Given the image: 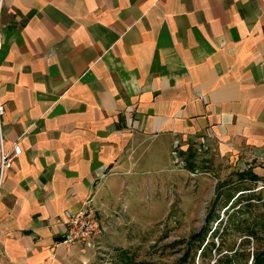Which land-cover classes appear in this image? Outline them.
<instances>
[{
  "label": "crops",
  "instance_id": "0c3cea01",
  "mask_svg": "<svg viewBox=\"0 0 264 264\" xmlns=\"http://www.w3.org/2000/svg\"><path fill=\"white\" fill-rule=\"evenodd\" d=\"M0 103L3 147H21L0 264H94L109 213L159 183L145 173L175 166L176 143L191 168L264 174V0H2ZM89 197L95 247L57 245Z\"/></svg>",
  "mask_w": 264,
  "mask_h": 264
},
{
  "label": "rangeland",
  "instance_id": "374dc122",
  "mask_svg": "<svg viewBox=\"0 0 264 264\" xmlns=\"http://www.w3.org/2000/svg\"><path fill=\"white\" fill-rule=\"evenodd\" d=\"M185 155L178 152L179 166L148 170L147 177L159 174V183L150 180L142 200L109 213L110 247L98 251L94 264H119L124 254L144 264H252L263 252L264 203L251 201L253 184L239 182L233 168L201 163L191 168ZM218 193L220 201L214 206ZM230 193L234 198L225 207ZM212 208L222 220L221 229L213 236L212 222L201 246L191 237L202 232Z\"/></svg>",
  "mask_w": 264,
  "mask_h": 264
},
{
  "label": "built area",
  "instance_id": "2783aa9c",
  "mask_svg": "<svg viewBox=\"0 0 264 264\" xmlns=\"http://www.w3.org/2000/svg\"><path fill=\"white\" fill-rule=\"evenodd\" d=\"M2 0H0L1 5ZM4 114V106L0 103V186L4 178V174L7 170L12 168L14 160L21 154V147L18 142L12 145L10 151H5L2 144L1 133V117ZM172 156L174 158L175 166H179L182 162L178 161V145H174ZM260 164H264V159H259ZM264 166V165H263ZM251 194L254 197L251 198L252 202L264 203V174L259 180L252 183ZM240 192L239 195H242ZM238 195V196H239ZM59 225L63 226L61 231V238L57 245L62 244L64 246H73L75 244H81L83 246L95 247V242L102 235L103 229L100 222V212L96 206L93 197H89L83 200L80 204V208L77 211H69L65 215L64 221H57ZM100 252V248H97Z\"/></svg>",
  "mask_w": 264,
  "mask_h": 264
},
{
  "label": "trees",
  "instance_id": "16d2710c",
  "mask_svg": "<svg viewBox=\"0 0 264 264\" xmlns=\"http://www.w3.org/2000/svg\"><path fill=\"white\" fill-rule=\"evenodd\" d=\"M235 175L237 176V179L239 180V182H242V181H243V182L248 181L249 183H253V182L259 180V177H258L256 174H254V173L252 172V170H245V171H242V172H237ZM228 193H229V192H228ZM226 195H227V196H226L227 199L225 200V202H224V204H223L225 207H226L227 203H229V201H230L231 199L234 198V194H232V193H230V194H226ZM220 197H221V194L218 193L217 196L215 197V200H214V203H213L214 206L217 205V202L220 201ZM231 205H232V204H231ZM227 209H228V207H227ZM227 209H226V210H227ZM226 210H225V211H226ZM205 220H206V222H205L204 227L202 228V232H199L198 234L193 235V236L191 237L192 240H193V239H196V240L200 241V245H201V244L203 243V241L205 240V235H206L207 231H208L209 229H211V228H210V225H211L212 222L216 223V224H215V225H216V226H215V229H214V231H213V233H214V232H215V233H214L213 236L217 235L219 229H221V228H219V227H221V225H222V220L219 218V214L216 213V211H215L214 208H212V209L210 210V212L207 214ZM225 228H226V224H225V226L222 228V232L224 231ZM207 244H208V242H207L205 245H207ZM205 245H204V246H205ZM211 245H212L213 247H215V243L211 242ZM201 246H202V245H201ZM201 246H199V247H201ZM120 253H124V252H121V251H120ZM123 257H124V258H123ZM123 257H122L123 259L120 258V260H119V264H144V263H141V262L135 263L132 259H130L129 257H126L125 254H124ZM252 264H264V250H263V252L257 254V255L254 257V262H252Z\"/></svg>",
  "mask_w": 264,
  "mask_h": 264
}]
</instances>
